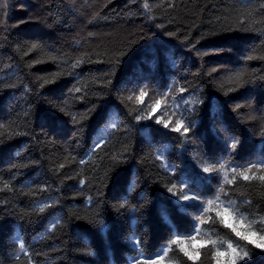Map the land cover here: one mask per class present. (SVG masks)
Masks as SVG:
<instances>
[{
	"label": "trees",
	"instance_id": "16d2710c",
	"mask_svg": "<svg viewBox=\"0 0 264 264\" xmlns=\"http://www.w3.org/2000/svg\"><path fill=\"white\" fill-rule=\"evenodd\" d=\"M69 1L47 0L41 21L21 8L30 0H0V264H146L176 234L195 264H215L229 241L248 252L239 264H264L207 204L222 186L264 235V182L239 176L264 161V0H106L90 26H137L97 41L72 39ZM38 24L61 43L34 37ZM145 79L143 103L129 99L124 86ZM190 192L202 199L181 211ZM189 234L209 243L193 249ZM180 246L162 264H193Z\"/></svg>",
	"mask_w": 264,
	"mask_h": 264
},
{
	"label": "snow or ice",
	"instance_id": "6c2138e0",
	"mask_svg": "<svg viewBox=\"0 0 264 264\" xmlns=\"http://www.w3.org/2000/svg\"><path fill=\"white\" fill-rule=\"evenodd\" d=\"M147 7H148V5L145 4V8H147ZM261 7H264V4H262ZM33 47L35 48L36 45L34 44ZM76 91H80V89H76ZM145 96H147V92L141 90L139 92V95L137 96V99L141 103H143V97H145ZM129 99H131V97H129ZM181 102H183V101H181ZM160 103H161L160 100L154 101L150 105L151 111L152 112L156 111L157 108L160 106ZM149 115H151V113H149ZM136 118L140 119L142 117H136ZM170 122H171L170 119H169V121L166 122L160 118L156 119V121H155L156 124H163L164 128H168ZM112 127H116V125L113 124ZM182 128H183V121L181 119H178L176 121V126L171 128V131L179 133ZM184 131L187 132V129H184ZM237 143H238V141H235V140L232 142V148L233 149L236 148ZM238 167H240V166H233L232 171L236 172ZM257 167H258V165L256 163H252L250 166L245 165L244 170L239 172V176L242 177L246 181L250 180V179H259L261 182H264V175H260L259 177H256L255 175H249V173H251L252 169L257 168ZM224 168H225V164L220 163L219 164V170H223ZM259 169L264 170V161L259 162ZM214 170H217L215 163H210L203 168V172L209 173V174L212 173ZM225 179L227 180V178H225ZM233 179H235V177H233ZM227 182L231 183L232 181H227ZM182 183H187V181H183ZM5 187H7V184H5ZM168 190H169V192H172L171 188H169ZM224 191H225V189L222 186L219 187L218 193L215 196V198L207 200V204L209 206L213 205L216 202H219L218 207H221V210L217 211L216 215H217V217H219L221 224H223V226L225 228H229L231 230V232L239 240L247 241L248 244H253L256 248H264V235L258 236L257 232L253 231L251 229V224L245 225L244 220L246 218H244V217H241L240 219L235 218V214L233 211V209L235 208V202L229 201L228 205H226V206L224 205V201H222L220 199V195H219V192H224ZM173 195L175 196L176 194L173 193ZM200 199H202V197L200 196L199 193L190 192L188 194H182L181 198L175 200L174 203L177 205V207L181 211H184L187 207H190V206L195 207L196 205H187L186 203H183V202H187L189 200L199 201ZM48 206H49V204L46 202L41 204L39 207V211L43 212L44 209ZM209 210L210 209L207 207H201L200 208V211H202V212H207ZM227 217H232L231 223L228 222V220L226 219ZM196 218L200 219V217L198 215ZM201 223H203V221H201ZM237 225H239V227H237ZM55 226H56V222H53L51 227L54 228ZM245 228L247 230H243ZM194 231L199 232V226H195ZM186 239H191L193 241V247H195L197 243H201L205 246L207 245V243H209L207 241L197 242L195 235H192V234H189ZM184 240H185L184 237H182L179 234H176V237L170 241V245L180 244L181 246L179 248V251L182 252L184 254V256H186L189 261H193V264H195V261L199 257V251H191L188 248H186L184 246V243H183ZM257 241H259V242H257ZM210 243L215 245L216 241H211ZM170 245L162 248L161 251L159 253H157L154 258L153 257L146 258V264H162V262L164 261V258L167 257L169 254ZM19 247H20L21 251L26 252L25 245L22 241L20 242ZM241 251H238V248L234 247L233 243L231 241H229L227 243L226 249L220 250L219 248H217L216 251L213 252L212 259L215 261V264H239V261H242L248 255V252H246V251L243 252V255H241Z\"/></svg>",
	"mask_w": 264,
	"mask_h": 264
},
{
	"label": "rangeland",
	"instance_id": "374dc122",
	"mask_svg": "<svg viewBox=\"0 0 264 264\" xmlns=\"http://www.w3.org/2000/svg\"><path fill=\"white\" fill-rule=\"evenodd\" d=\"M31 2V9H28L25 5L21 6V8L25 9L28 16L32 19L35 20L37 19V16L39 19H44L45 18V4H47V0H30ZM70 3H72L73 9L71 11H69V17L68 20L70 22H72L73 25V40H77L78 38H84L89 40V41H97L99 39L102 38L103 33H106V35H108V37H110V39H115L118 36L120 37H124L127 34H129L132 30L135 29V27L137 26V24H112V25H104L102 27H98V28H93L92 26H90V22L92 21V19L94 18V16L96 15L97 11L99 10V8L101 6H103L106 3V0H70ZM86 13L87 16H85V20L81 21V16L79 13ZM38 14V15H37ZM13 22V21H12ZM12 23L9 24V26H11ZM41 24H38L35 27V30L33 29L30 33L33 34L34 37L40 38L42 39V41H46L49 43H61L60 40V36L58 34H51L50 36L48 34H46V32H42L40 27ZM29 33H24L23 37L25 38H32L33 36ZM46 34V35H45ZM220 68H223L222 64H217L215 66V68H213V72H218L217 70H219ZM148 81H150L149 79H145L143 81H141L140 83H133V82H128V84H126L124 86L125 89H127L128 91V96L132 97V98H137V96L139 95V92L141 90H146L143 89L144 88V84L147 83ZM123 89V87H122ZM250 103V98H246L244 99V101H241V103ZM247 104V103H246ZM252 114H255V110H253L251 112ZM257 165H259L258 163H256ZM258 168V167H257ZM257 168H254L253 170H256ZM228 220L229 223L232 222V218L231 217H227L226 218ZM237 227H239V225H237ZM243 230H246L243 229ZM259 242V241H257ZM200 244H196L195 247H197ZM193 247V246H192ZM193 247V249L195 248ZM227 245L225 246L226 249ZM190 250V249H189ZM226 259V258H225ZM165 264V263H163Z\"/></svg>",
	"mask_w": 264,
	"mask_h": 264
},
{
	"label": "bare ground",
	"instance_id": "6f19581e",
	"mask_svg": "<svg viewBox=\"0 0 264 264\" xmlns=\"http://www.w3.org/2000/svg\"><path fill=\"white\" fill-rule=\"evenodd\" d=\"M80 14V18H81V21H84L85 20V16H87V14L84 12V13H79ZM38 15V14H37Z\"/></svg>",
	"mask_w": 264,
	"mask_h": 264
}]
</instances>
